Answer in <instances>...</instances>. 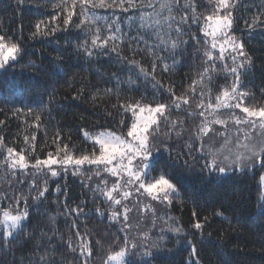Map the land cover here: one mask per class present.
Instances as JSON below:
<instances>
[{"label":"trees","instance_id":"1","mask_svg":"<svg viewBox=\"0 0 264 264\" xmlns=\"http://www.w3.org/2000/svg\"><path fill=\"white\" fill-rule=\"evenodd\" d=\"M62 2L63 0H0V34L6 31L10 40H22L25 45L23 59H20L19 63L10 61L13 67L7 72L0 71V187L6 188L9 182L25 180L26 192L27 181L31 176H26L25 173L33 171L16 170V176L13 177L12 170L5 166L8 163L9 147L16 149V152H22L29 161L46 158L48 152L55 154L57 147L63 148L66 143L69 144L67 151L70 154H91L92 143L83 137L85 131H115L120 134L117 121L121 117L117 115V111L122 113L123 110L113 108V105L135 100L141 101L142 105L151 103L155 106L153 82L142 75L137 76L138 69H132L126 62H118L115 54L96 57L92 62L77 54L75 46L83 45L86 39L90 41V36L81 34L74 26H70L68 31H60L54 35L29 38L30 33L35 31L36 23L42 20L50 21L52 16L57 15L59 9L56 6ZM215 3L216 0H180L181 11L174 15L179 20L183 15V8L192 5L196 15L204 17L213 14ZM236 3L238 7L233 15L248 19L249 22L264 6V0H236ZM98 14L112 17V10L101 9ZM63 15L64 13H61L56 23L62 25ZM117 15L121 18H133L132 27H129L128 20L123 23L129 38L122 40L119 45L122 54L129 60H139L141 66L148 71H151V65L155 61V79L163 85L172 86L177 96H184L189 100L186 111L172 110L170 114L171 120L178 122V127L171 133L173 140L177 139L176 131H182L186 140L189 135L195 133L203 119H196L191 115L193 111H199L196 106L200 103V86L204 89V103L215 104V97L221 96L227 86L225 80L230 84L233 79L231 74L220 70L219 67L208 73L204 72L205 67H210L205 55L209 47L202 33L204 20L200 21L199 31L196 27L191 29L193 33H197L195 40H190L188 34L179 37L180 40L188 42L179 44V48L184 50V56L176 55L175 66L165 72L157 61V55L165 53L152 54L142 51L140 55H136L131 51L137 47L135 41L130 39L137 34V11H117ZM73 19L76 20V17ZM243 19L238 21L234 33L245 41L246 50L252 58L251 65L242 77L241 91L250 93L243 104L248 107H261L264 106V94L261 91L264 90V25L249 30L244 26ZM164 36L170 50L176 34L173 32L169 38L165 31ZM66 42H71V46ZM168 56L166 63L172 65L171 51ZM29 61L43 65V69L30 67ZM227 63L232 66L230 61ZM99 73H102L103 77ZM201 74L204 76L203 80ZM209 78L213 83H219L220 88H211L209 92ZM193 81L198 82L194 95L188 94L193 87ZM106 88L113 89L112 93L105 94L103 90ZM97 89L100 92H97ZM81 90L83 95H80ZM93 94L98 95L99 99L93 101ZM159 98L160 93L157 91L155 99ZM108 113L112 115L109 116ZM128 115L130 116L131 112ZM36 116L41 119L37 121ZM160 132L162 136L168 135L169 128L161 125ZM57 134L59 140L56 139ZM25 136L29 138L27 141ZM72 145L87 148L88 152H80ZM176 151L182 152L183 148L177 145ZM175 154L174 151L172 155ZM194 155L199 159V154ZM157 159L161 157L157 156ZM163 160H168L167 152L164 153ZM200 163L203 161L200 160ZM90 167L82 166L79 170L71 168L67 176L62 175L49 182L48 192L42 203L29 201L30 218L22 223L19 235L15 238H0V264H36L39 256L45 252L50 254L49 258H53V246L56 248L55 260L63 259V264H76L73 257L79 254L80 242L93 237L101 240L103 250L98 249L89 264H99L101 256L107 260L105 250L111 244L107 236L109 232L113 236L116 235V230L110 228L109 221L101 217L96 209L99 208L106 211V215H110L111 209L107 208L105 198L99 193L111 188V183L107 188L102 185L98 188L104 173L97 177L94 172L89 171ZM89 176L92 177L91 180ZM38 183L42 190L44 184L42 181ZM57 185L64 191L57 193ZM178 187L179 194L173 205L167 209L161 208L157 216L163 220H167L168 215L177 218V223L184 228L180 243L176 242L174 234L168 233L170 242L155 252V258L145 259H149L151 264H264V213L258 210L261 196L259 173L254 175L253 171H234L227 179L217 175L209 176L207 173L203 178L199 175L184 174L180 177ZM93 189H96V192ZM33 195H36L35 191ZM1 207L9 210L13 205L8 201ZM23 207L24 204L21 203L19 208ZM79 207L84 208V214H68L69 209ZM217 212H222L229 219L225 220L223 216L216 215ZM204 218H207L205 227L202 230H194L192 224L197 219L203 222ZM146 227L144 230L150 229L151 224ZM153 231L158 234L160 228L157 227ZM77 232L79 235L75 234ZM89 233L92 235L89 236ZM131 236H137L134 230ZM102 237L105 239H101ZM38 241L39 247L36 246ZM187 241L195 245V255L190 254L192 248ZM73 249H76L75 253ZM113 250L118 251L119 248L113 247ZM127 256L126 264L140 259L131 253Z\"/></svg>","mask_w":264,"mask_h":264},{"label":"snow or ice","instance_id":"2","mask_svg":"<svg viewBox=\"0 0 264 264\" xmlns=\"http://www.w3.org/2000/svg\"><path fill=\"white\" fill-rule=\"evenodd\" d=\"M56 7L59 9L57 15L52 16L50 21L42 20L36 23L35 31L30 33L29 38L54 35L60 31H68L70 26H74L75 29L80 30L81 34L90 36V41L86 39L83 45L75 46L74 50L77 54L83 55L89 62L99 56L115 54L118 62H126L132 69H138L137 76L142 75L153 82L155 106L151 103L142 105L141 101L135 100L131 103L113 105V108L123 110L122 113L117 111V115L121 117L117 121L120 134L115 131H99L91 135L85 131L83 135L86 140L92 141L91 154L78 156L70 154L67 151L69 144L66 143L63 148L57 147L55 154L48 152L46 158H36L35 162L30 164L29 159L22 152H16V149L9 147L7 149L9 162L5 166L12 170L13 177L16 176V170L23 171L31 168L34 171L25 173L26 176H31V179L27 181L26 192L24 191L25 180L9 182L6 188L0 187V206H4V202L8 201L13 205L11 209L3 212L5 235L13 238L19 235V230L23 227L22 222L30 218L29 201L42 203L46 198L51 180L62 175L67 176L71 168L79 170L87 165L91 166L89 171L94 172L97 177L104 173L101 183L97 185L98 188L101 185L107 188L111 183V188L99 193L105 198L107 208L111 209L110 215H106V211H101L99 208L96 211L109 221L110 228L116 230V235L113 236L109 232L107 239L111 240V244L105 250L107 260L101 256L99 264H108L109 261L125 264L124 257L129 253L140 257L138 261H132L130 264H151L145 257L155 258V252L165 243L170 242L168 233L174 234L177 243H180V237L184 234V228L177 223L176 217L168 215L167 220H163L156 215V210L152 207L155 204L156 208L164 206L167 209L173 205L174 199L179 194L178 185L182 175H199L203 178L207 173L209 176L217 175L227 179L234 171L241 173L253 171L254 175L259 173V184L264 185V106H243L244 99L250 93L241 91L242 77L252 63L245 41L234 35L238 21L243 18L233 15L238 7L236 0H216L213 14L204 17L197 16L192 5H187L183 8V15L179 20L174 14L181 11L180 0H70V2L63 0ZM101 9L112 10V17L98 14ZM133 9L137 11L138 23L135 24L137 34L130 39L135 41L137 47L131 51L136 55H140L142 51L152 54L165 53V55H157V61L163 66L165 72L175 66L176 55L184 56V50L179 48V44L188 42L180 40L179 37L188 34L190 40H195L197 33H193L191 29L196 27L199 31L201 19L206 25L205 36L210 35L213 38L211 49H216L219 42V51L215 56L212 51L205 53L210 67H205L204 72L208 73L219 67L220 70L231 74L233 79L230 84L225 80L227 86L222 97H215V104L204 103V89L202 85L200 86V103L196 106L199 111H193L191 115L196 119H203L195 133L189 135L186 140L183 138L182 131H176L177 139L173 140L171 133L178 127V122L172 121L170 114L172 110L186 111L189 100L184 96H177L172 86L163 85L155 79L157 69L155 61L151 65V71H148L141 66L139 60H129L120 50L121 41L129 38L123 27L124 20H128L129 27H132L133 18H121L117 15V11L128 13ZM145 9L151 11H144ZM61 13H64L62 25L56 23ZM74 16L76 20L73 19ZM243 23L249 30L264 25V6L259 14L252 16L251 22L243 19ZM140 29L144 31L141 32ZM165 31L169 38L173 32L176 34V39L171 42L170 50L164 36ZM66 43L71 46V42ZM24 50L25 45L22 40L15 38L10 40L6 31L0 34V71L7 72L13 67L10 61L19 63L25 54ZM169 51L173 59L172 65L166 63ZM227 61H230L232 66H229ZM29 66L43 69V65H36L32 61H29ZM99 75L103 77L102 73ZM201 79H204L203 74ZM207 83L210 86L209 92L211 88H220L219 83H213L211 78ZM197 84V81H193V87L188 94H195ZM112 91L111 88L103 90L105 94H111ZM157 91L160 93L159 100L155 99ZM261 91L264 94V90ZM97 92L100 90L97 89ZM83 94L81 90L80 95ZM92 99L96 101L99 96L93 94ZM236 110L240 111L239 115L236 114ZM129 112H131L130 116ZM145 112L148 113L147 116L144 115ZM206 112L211 114V120L205 115ZM108 115L111 116L112 113ZM35 119L39 121L41 118L36 116ZM229 122L235 126L234 136L228 134ZM161 125L169 128L168 135L162 136ZM218 125L223 126L224 130L221 131ZM28 139L25 136V140ZM56 139H60L59 134ZM177 145L183 148L182 152L176 151ZM72 147L80 152H88L87 148H79L77 145ZM174 151L175 156L172 155ZM165 152L168 154L167 161L163 160ZM61 153H63L62 156ZM194 153L199 154V159ZM157 156L161 159H157ZM184 156L188 158L182 159ZM200 160L203 163H200ZM198 164L199 168H197ZM89 179L91 180L92 177L89 176ZM41 181L44 184L42 190L38 183ZM55 190L57 193L64 191L60 185H57ZM34 191L36 195H33ZM93 191L96 192V189ZM64 194L67 195L66 192ZM21 203L24 204L23 210L19 208ZM129 204L132 207H129ZM145 210L152 211L151 228L148 230L142 229L139 223L143 217L131 215L133 212L139 214ZM258 210L264 213V192L261 193ZM72 212L79 216L84 214V208L68 210V214ZM195 215L194 212L193 216ZM216 215L223 216L225 220L229 219L222 212H217ZM133 220L137 221L135 225ZM206 223L207 218H204L203 222L197 219L192 224V228L202 230ZM134 227L137 229L136 237L131 236ZM157 227L160 228L158 234L153 231ZM120 233L123 235L121 236ZM75 234L79 235L78 232ZM187 242L192 248L190 254L195 255L197 251L195 245H192L191 241ZM36 246H40L39 241ZM113 247H118L119 250L115 251ZM98 249L103 250L101 240H96L94 237L83 239L79 244V254L73 259L76 264H89ZM55 251L56 248L53 246V258H49L50 254L45 252L44 255L39 256L36 264H63V259L55 260ZM72 251L75 253L76 249Z\"/></svg>","mask_w":264,"mask_h":264},{"label":"rangeland","instance_id":"3","mask_svg":"<svg viewBox=\"0 0 264 264\" xmlns=\"http://www.w3.org/2000/svg\"><path fill=\"white\" fill-rule=\"evenodd\" d=\"M205 26H206V25H205V22H203V24H202V33H203V36H204L205 40H206L207 43H208L209 51H212V52H213V56H215V55L218 53V51H219V42H218V46H217L216 49H211V44H212V42H213V38H212L210 35H209V36H205V34H204V28H205ZM208 30L210 31V29H208ZM221 42H222V41H221ZM226 47H227V45H226ZM222 94H223V93H222ZM221 97H222V95H221ZM243 106H245V105L243 104ZM236 114L239 115V114H240V111H239V110H236ZM144 115L147 116L148 113L145 112ZM206 115H207V117H208L209 120L212 119V116H211V114H210L209 112H206ZM225 115H227L226 112H225ZM133 119H134V118H133ZM217 127L220 128L221 131L224 130V129H223V126H219V125H218ZM89 133H90V132H89ZM90 134H91V135H95L96 133H90ZM228 134L233 135V136L236 134L235 126L231 125V122H229ZM83 137H84V135H83ZM84 138H85V137H84ZM85 139H86V138H85ZM88 141H90V142L92 143L91 140H88ZM7 156H8V155H7ZM8 162H9V161H8ZM34 162H35V161H29L30 164H33ZM85 166H86V165H85ZM28 170H33V169L29 168ZM28 170H25V171H28ZM33 171H34V170H33ZM259 185H260V184H259ZM260 188H261V193L264 192V185H260ZM133 199H134V197H133ZM145 203H149V202H148V201H145ZM128 206H129V207H132L131 204H129ZM152 207H153V209L156 210V215H157L158 211H159L161 208H164V206H161V207H159V208H156V205H155V204H153ZM5 210H6V209H2V207L0 206V238H5V239H7V238H10V237H7V236L5 235V233H6V225L3 223V212H4ZM20 210H23V208H20ZM110 212H111V211H110ZM131 215H132V216H137V215H139V216L143 217V219H141V220L139 221V223H140L142 229L147 228L146 226H149V224H151V221H152V211H150V210H145V211H143V212H141V213H139V214L133 212ZM25 220H26V219H25ZM25 220H24L22 223H24ZM136 222H137L136 220H133V224H134V225H135ZM133 230H134L135 233L137 234V229H136L135 227L133 228ZM127 259H128V256L126 255V256L124 257L125 264H126ZM108 264H119V261H109Z\"/></svg>","mask_w":264,"mask_h":264}]
</instances>
